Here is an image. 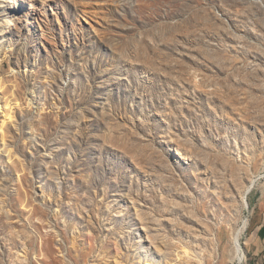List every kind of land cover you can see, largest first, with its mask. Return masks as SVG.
Returning a JSON list of instances; mask_svg holds the SVG:
<instances>
[{
	"label": "rangeland",
	"instance_id": "rangeland-1",
	"mask_svg": "<svg viewBox=\"0 0 264 264\" xmlns=\"http://www.w3.org/2000/svg\"><path fill=\"white\" fill-rule=\"evenodd\" d=\"M18 2L0 264H264V0Z\"/></svg>",
	"mask_w": 264,
	"mask_h": 264
},
{
	"label": "bare ground",
	"instance_id": "bare-ground-1",
	"mask_svg": "<svg viewBox=\"0 0 264 264\" xmlns=\"http://www.w3.org/2000/svg\"><path fill=\"white\" fill-rule=\"evenodd\" d=\"M24 1L25 0H20V2H18V4H16L17 5L16 6L17 10L15 12L16 14L19 13L23 9ZM17 24H18L17 16L15 14H7V18L4 21L5 32L13 31L14 29L17 28ZM11 113H12L11 111H7L5 116L9 117V115ZM250 190H251V187L250 188L248 187V189L242 195V201L244 202L245 207H248L247 206V196H248V193H250ZM245 227H246V223H244L243 227L240 230H238L236 233L234 232L232 237L229 238L228 244L230 243V245H232V249L230 251L231 254L229 255V259L232 262H233V260H235V261H237V263H242L243 260H245L244 259L245 254H244V251H243L241 243H240V238H241V235H242ZM242 237H243V235H242ZM225 248H227V245Z\"/></svg>",
	"mask_w": 264,
	"mask_h": 264
}]
</instances>
